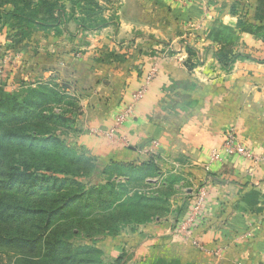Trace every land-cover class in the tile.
<instances>
[{
    "label": "rangeland",
    "instance_id": "1",
    "mask_svg": "<svg viewBox=\"0 0 264 264\" xmlns=\"http://www.w3.org/2000/svg\"><path fill=\"white\" fill-rule=\"evenodd\" d=\"M8 1L0 10L12 9L13 2L50 24L41 26L13 17H3L0 22V200L9 201L8 205L0 204V232L10 235L19 231L26 239H33L36 232L42 238L32 244L35 247L0 238V264H191L196 261L195 249L218 257L216 264H250L247 248L256 232L264 230V224L249 218L243 221L244 215L239 218L237 212L218 206L212 219L207 208L214 183L228 184V178L212 175L215 165L232 156L257 163L250 145H245L243 154L224 150V133L233 127L223 131L210 148L208 160L200 166L202 176L195 170L196 163L182 158L165 160L150 146L144 149L154 151L148 160L110 161L98 178L95 157L71 143V137L80 131L79 118L88 96L83 92L98 91L93 88L96 86L82 88L76 78L101 71L95 58L105 52L93 32L116 23L121 0ZM51 5L56 20L47 13ZM252 23L255 28H245L256 32L264 44V23ZM259 26L262 28L257 31ZM131 43H123L125 52L134 50ZM85 45L96 48L85 49ZM166 48L156 46L159 58L169 56ZM189 50L192 64L212 57L225 71L236 59L260 62L264 58L260 49L218 55L214 49ZM86 57L93 61L89 67L73 61ZM67 78L70 87L64 84ZM133 95L124 107L127 114ZM20 163L32 165L33 170L39 167L44 176L24 179L25 175L14 169L21 167ZM44 191L55 192L57 198L39 204L60 208L46 237L41 228L45 213L40 214L41 220H34L29 211L22 210L27 204L18 201L22 192ZM113 209L115 215L107 216ZM203 234L213 237V247L201 239ZM256 263L264 264V257L256 258Z\"/></svg>",
    "mask_w": 264,
    "mask_h": 264
},
{
    "label": "crops",
    "instance_id": "2",
    "mask_svg": "<svg viewBox=\"0 0 264 264\" xmlns=\"http://www.w3.org/2000/svg\"><path fill=\"white\" fill-rule=\"evenodd\" d=\"M257 2L120 1L116 23L93 32L105 52L95 58L101 71L75 77L82 88L96 86L98 90L83 92L88 96L79 118L80 131L71 137L73 145L95 157L98 178L110 161L138 163L148 160L155 150L165 160L182 158L196 163L195 170L202 176L200 166L208 160L210 148L223 131L233 127L240 141L251 146L257 163L232 156L211 169L214 177L228 178V184L216 182L209 189L208 213L213 219L217 206L227 207L239 218L244 215L243 221L249 218L264 224V58L260 62L239 58L225 71L212 57L192 64L187 52V48L221 53L260 49L264 56L263 41L239 28L243 17L255 22ZM128 40L134 45L130 53L123 45ZM161 45L170 49L166 58H159L155 51ZM73 61L85 67L93 64L89 57ZM64 82L70 87L69 78ZM136 93L141 94L140 100L116 124V117ZM150 146L154 151L144 152ZM212 238L203 234L201 239L213 247ZM248 250L250 264L264 257V230L256 232ZM193 254L196 261L191 264L218 262V257L198 249Z\"/></svg>",
    "mask_w": 264,
    "mask_h": 264
},
{
    "label": "trees",
    "instance_id": "3",
    "mask_svg": "<svg viewBox=\"0 0 264 264\" xmlns=\"http://www.w3.org/2000/svg\"><path fill=\"white\" fill-rule=\"evenodd\" d=\"M9 3L10 2L8 0L7 1L3 0L2 2H0V6L1 5H6V4H9ZM47 13L50 14L52 20H56V18L52 16L53 13H55V9H54L53 5H51L49 7V9L47 10ZM3 17H13V18H16V19H19V20H27V21L36 23V24L41 25V26H48L50 24V23L44 22L43 19L31 16L30 14L25 12L23 6L22 7H18V5L13 3V2H12V9L7 10V11L0 10V22H1V19ZM254 20L259 22V23H264V0H258L257 5L255 7ZM246 21H248V20H245V19L241 18V21H239V28L241 30H243L244 32H247V33H250V34L256 36L257 35L256 32L250 31V30L245 28V26L254 27L253 26L254 24L252 22H249V21L247 23ZM261 28L262 27L259 26V27L256 28V30L257 31L261 30ZM187 52H188V54H190L189 48H187ZM218 52H217V55L221 53V52H219V53ZM218 59H221L220 56H218ZM188 67L191 68L192 66L188 65ZM24 137L25 136H22V137L19 138V139H21V141H19L18 144L22 143V140L24 139ZM42 142H44V141L42 140ZM35 164H37V163H35ZM20 165H21V167L18 165L16 167H14V169L17 170L18 174H20V175L24 174L25 175V176H23L24 179H27L28 177L31 178V179H38L39 176H44V175H41L39 173L40 172L39 170H41L39 167L37 168L35 166L34 168L35 169L37 168V170H33V169H31L32 165H30V164L20 163ZM49 170H50V168H49ZM37 187H38V185H37ZM24 197H28V198L24 199ZM56 198H57V194L55 192H53V191H44V192H41V193H37V192L25 193V192H22V198L20 197L18 199V201H23V202H25L27 204V205H24L22 207V210L29 211L31 213V215H32L34 220L35 219H37L38 221L41 220L40 214L45 213V217H44V219L42 221L43 225L41 227L42 231L44 232V233H42L43 237L48 236L47 232H49V231H47V230H49L53 226V224L51 223V220H52L54 214L60 212V208L59 207L58 208L55 207L56 209H53L50 206L46 207L45 205H42V204H39V203H41L43 201H50V202L52 201L53 202ZM8 202L9 201H8L7 198L1 197L0 204L8 205L9 204ZM114 211L115 210L113 209L106 215L107 216L115 215ZM116 219H117V216L116 217L114 216V220H116ZM11 234L8 235V233L6 231L4 233L0 232V238H2V240H6V238H7V239H10L11 241H19V242H23L24 241L25 243H31L30 247H35L36 245L34 246L32 244L37 243V241L38 242L42 241V238L40 236L41 234L36 233V232L33 233L34 234V236L32 237L33 239L24 238V235H22V233H19V231L16 232L15 234H12V235ZM7 236H9V237H7ZM86 250L87 251H93L92 248H87ZM52 252H53V250H50V253H52Z\"/></svg>",
    "mask_w": 264,
    "mask_h": 264
},
{
    "label": "built area",
    "instance_id": "4",
    "mask_svg": "<svg viewBox=\"0 0 264 264\" xmlns=\"http://www.w3.org/2000/svg\"><path fill=\"white\" fill-rule=\"evenodd\" d=\"M153 71L150 72V75L148 76V80L153 75ZM141 97L140 93H136L133 95V100L137 101ZM127 114V110L125 109L124 113H121L116 118V124H120L123 120L124 116ZM223 147L224 150L229 154H243L245 153V144H243L239 139L236 133L233 129H229L224 133L223 136Z\"/></svg>",
    "mask_w": 264,
    "mask_h": 264
}]
</instances>
